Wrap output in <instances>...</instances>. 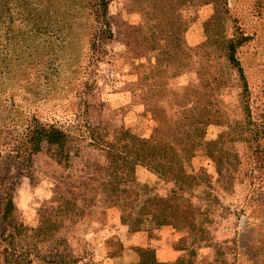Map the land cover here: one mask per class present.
<instances>
[{"label":"rangeland","instance_id":"374dc122","mask_svg":"<svg viewBox=\"0 0 264 264\" xmlns=\"http://www.w3.org/2000/svg\"><path fill=\"white\" fill-rule=\"evenodd\" d=\"M106 1L110 37L99 0H0V264L139 263L145 239L168 262L186 230L137 231L164 200L198 263L264 264V0ZM36 123L73 135L70 161L31 153ZM121 127L201 143L185 192L161 159L110 162L91 134Z\"/></svg>","mask_w":264,"mask_h":264},{"label":"trees","instance_id":"16d2710c","mask_svg":"<svg viewBox=\"0 0 264 264\" xmlns=\"http://www.w3.org/2000/svg\"><path fill=\"white\" fill-rule=\"evenodd\" d=\"M99 1L101 17L104 19L103 23L106 25V31L110 37L112 31L109 30L110 25L107 19V1ZM193 1L194 0H192V2ZM235 42L236 40L229 41L228 58L232 64L240 68V63L235 55ZM203 45H205V43H203ZM240 75L245 81V76L241 69ZM98 134L99 135L96 136L92 133L91 139L106 150L108 159H110L112 164L116 165L118 170H122L123 168L127 170L128 166L137 165L141 162L155 169V166H157L155 160L161 159L164 161L161 168L164 172V176H166V181L174 182L180 191H184L190 179L193 178L192 174L188 173L187 169H185V164L190 162V158L196 155L197 148L201 146V143L195 139L183 141L182 138H168L169 135L165 134L162 140H158L155 138L156 136H154V134H151L149 137H141L123 127L114 131L112 139L104 140V135L100 136V133ZM72 136L73 135H71L69 131L61 126L36 123L29 131L28 148L31 153H33L34 151L41 150L40 148L42 147H46L48 152L55 159L60 162H68L72 156ZM120 162L121 164L118 165ZM169 205L168 200L162 202V207L167 209H165L161 215H158L155 210L150 211V215L141 222L137 231L144 228L145 222H149L150 225L142 230H146L149 236L153 234L152 231L155 228H159L158 226L160 223L168 225L173 224L176 228L186 230L183 239L186 241L191 240V242L188 246L184 245L185 247H177V249L188 251L187 255H181L174 261L162 263L156 259L153 249L149 246L138 247V252L142 255V261L133 264H198L196 261L197 253L194 247L191 246L193 242H196L198 235L194 233L191 224L187 221L189 220V211H187L184 205L181 206L180 204H176L174 209L170 210L168 209ZM194 219L193 217V220ZM181 222L182 224H180Z\"/></svg>","mask_w":264,"mask_h":264},{"label":"crops","instance_id":"0c3cea01","mask_svg":"<svg viewBox=\"0 0 264 264\" xmlns=\"http://www.w3.org/2000/svg\"><path fill=\"white\" fill-rule=\"evenodd\" d=\"M133 236H135V235H133ZM133 236H130V238L132 239ZM138 244L141 245V247H146V246H148V240L145 239V240L139 241ZM176 251H178V253L180 252L179 255H177L175 258L170 259V261H174V260H176L179 256H181V255H187V253H188V251L183 250V249H177V248H176ZM196 257H197V256H196ZM196 261H197V258H196ZM197 262H198V261H197ZM198 264H201V263H198Z\"/></svg>","mask_w":264,"mask_h":264}]
</instances>
